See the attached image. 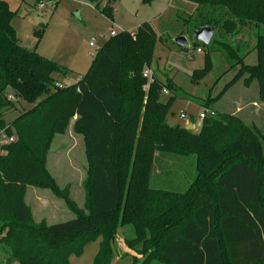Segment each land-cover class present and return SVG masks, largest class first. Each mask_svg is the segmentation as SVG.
Listing matches in <instances>:
<instances>
[{
	"label": "trees",
	"instance_id": "16d2710c",
	"mask_svg": "<svg viewBox=\"0 0 264 264\" xmlns=\"http://www.w3.org/2000/svg\"><path fill=\"white\" fill-rule=\"evenodd\" d=\"M92 1L113 18L118 0H107L102 9L100 1ZM188 1L197 8L187 20L191 33L205 25L218 33L208 45L195 42L211 50L191 81L211 71L214 51L225 55L230 70L238 66L204 106L218 102L241 79L245 85L258 82L264 103V33L255 34L253 65L244 62L243 43H231L243 28L264 25V0ZM18 11L0 0V131L16 137L0 154V246L6 247V264H69L71 255L81 256L98 238L94 264H111L118 228L127 225L135 236L126 242L141 244L144 264H264V134L259 128L220 111L206 114L197 133L170 125L167 116L180 87L172 79L144 76L158 37L148 22L134 34L110 36L85 74L59 88L57 76L72 70L19 44L12 24ZM166 89L171 96L162 101ZM9 91L31 106L11 123L5 115L16 102ZM73 119L88 160L84 208L70 198L69 185L58 187L45 165L55 135L65 133ZM158 153L195 156L196 176L187 190L151 186ZM32 185L65 199L75 218L37 222L25 200Z\"/></svg>",
	"mask_w": 264,
	"mask_h": 264
},
{
	"label": "rangeland",
	"instance_id": "374dc122",
	"mask_svg": "<svg viewBox=\"0 0 264 264\" xmlns=\"http://www.w3.org/2000/svg\"><path fill=\"white\" fill-rule=\"evenodd\" d=\"M6 1L11 10L19 8V14L12 20L19 44L27 49L36 50L42 56L62 63L72 70L67 76H57V81L63 84L76 83L91 66L96 53V47L90 46L91 40L101 47L107 42L112 30L117 34L122 31L131 33L133 29L129 27L136 24L134 17L139 9L141 18H149L156 14L153 24L158 37L154 47V59L148 68L156 72L157 77L162 81L171 78L180 87L178 97L173 100L171 111L167 116L168 123L178 124L187 129V124L194 122L196 127L189 130L197 133L200 130L197 125L203 122L201 115L205 110L211 111L212 114L220 111L240 117L247 127L255 125L264 134V103L259 100V84L256 80L245 85L241 79L234 83L218 102L212 103L207 108L204 106L205 99L218 95L225 84L233 79L237 74L238 66L230 70V63L225 55L220 51H214L210 53L211 71L201 80L191 81L196 69H201L205 65L206 53L211 50L208 46L203 48L202 45H196L192 33L188 30L189 25L184 23V18L195 10V4L191 1L152 0L150 4H144L142 0L137 3L133 0H121L114 5L112 19L105 17L92 0H59L58 3L54 0ZM98 1L101 2L100 9H102L106 0ZM40 4L44 6L41 7ZM112 20L116 26L122 28V31L113 27ZM259 31L264 33V25L260 28H243L239 38L236 37L237 41L233 39L231 42L236 45L240 39L239 42L243 43L240 53L244 55L246 64L257 63L254 45L257 38L255 34ZM181 36L188 40L185 49L176 42V38ZM217 36L216 32L214 38ZM198 47L202 48L201 53L196 51ZM13 96V92L10 91L9 99L15 100L16 105L5 115L9 123L31 107L21 99H14ZM169 96L168 90L167 94H162L161 100L166 101ZM74 121L73 119L71 124ZM72 127L70 125L62 135H55L48 149L45 165L58 183V187L64 189L69 185L70 198L79 207L84 208L83 181L88 173V160L84 136L75 134ZM262 147L264 155V141ZM158 158L155 170L149 179L151 186L172 192L187 190L196 176L195 156L185 158L158 153ZM37 194L39 201L36 199ZM26 200L34 210L37 222L45 220L48 224H54L75 218L66 200L56 196L50 188L29 186ZM118 229L113 243L115 256L111 264H144L146 255L141 251V244L132 246L126 242L134 238V229L130 225ZM100 241L101 239L98 238L87 244L81 256L71 255L69 264H94ZM5 250L6 247L0 246V264L7 262L8 254ZM150 264L163 263L152 261Z\"/></svg>",
	"mask_w": 264,
	"mask_h": 264
},
{
	"label": "crops",
	"instance_id": "0c3cea01",
	"mask_svg": "<svg viewBox=\"0 0 264 264\" xmlns=\"http://www.w3.org/2000/svg\"><path fill=\"white\" fill-rule=\"evenodd\" d=\"M118 1H121V0H118ZM118 1H116V2H118ZM134 1V3H137V2H139L140 0H133ZM106 2H107V0H106ZM106 2H104V5L106 4ZM116 2H114L113 4H112V10H113V16H114V9H115V4H116ZM193 3V2H192ZM195 4V3H194ZM152 5V4H151ZM165 10V9H164ZM163 10V11H164ZM196 10H197V8H196V4H195V10H194V12H192V13H190V14H188L185 18H184V23L185 24H187V20H189V17L192 15V14H194L195 12H196ZM139 12H141V10L139 9V10H137L136 11V17H134L135 18V21H136V24H137V27H136V24L134 25V26H132V27H129V28H131V29H133V31H131V33L132 34H134L136 31H137V29H138V26L141 24V23H143V22H148V23H150V24H152V26L154 27V29H155V26H154V24H153V19L155 18V16H156V14H153V16L152 17H149V18H141V16L139 15ZM160 12H162V11H160ZM103 14V13H102ZM160 14V13H159ZM104 15V14H103ZM105 16V15H104ZM105 17H107V16H105ZM139 17V18H138ZM139 21H141V22H139ZM139 22V23H138ZM112 25H113V27H117L118 29H119V31H122V28L119 26H116L115 24H114V22H113V20H112ZM188 25V24H187ZM135 27H136V29H135ZM245 29H247V28H245ZM188 30H189V32L191 33V31H190V27L188 28ZM155 31H156V29H155ZM129 32V31H128ZM157 33V32H156ZM238 37V36H237ZM239 38V37H238ZM240 40V39H239ZM91 43V42H90ZM96 46H97V44H96ZM180 46V45H179ZM98 47V46H97ZM102 47V46H101ZM181 48H182V46H180ZM100 48V47H99ZM204 48V47H203ZM198 49H199V47L196 49V51L198 52ZM198 53H201V52H198ZM149 70H150V68H148ZM151 71V70H150ZM152 73H153V76L155 75V77L156 78H158L157 77V75H156V72H153L152 71ZM159 79V78H158ZM171 79V78H170ZM170 79H167L166 81H163V82H167L168 80H170ZM161 80V79H160ZM173 80V79H172ZM162 81V80H161ZM174 81V80H173ZM175 83V82H174ZM176 85V84H175ZM177 86V85H176ZM179 87V86H178ZM10 92V91H9ZM167 92H168V90L166 89V91H164L163 92V94L164 93H166L167 94ZM170 96H171V93H170ZM169 96V97H170ZM75 122V121H74ZM74 122L71 124L72 126H73V124H74ZM189 125H192V127L191 128H194V127H196V125H195V123L194 122H190V123H188L187 124V126H189ZM201 125H202V122L201 123H199L198 125H197V128H198V130L201 128ZM0 151L2 152V148H1V145H0ZM29 188V187H28ZM27 192H28V189H27ZM27 192H26V196H25V200H26V197H27ZM39 195L37 194V197H36V199H38V201L40 200L39 199V197H38ZM26 202H27V200H26ZM27 204L29 205V203L27 202ZM30 206V205H29ZM30 208H31V210H32V214L34 215V210L32 209V207L30 206ZM34 218H36V216L34 215Z\"/></svg>",
	"mask_w": 264,
	"mask_h": 264
},
{
	"label": "built area",
	"instance_id": "2783aa9c",
	"mask_svg": "<svg viewBox=\"0 0 264 264\" xmlns=\"http://www.w3.org/2000/svg\"><path fill=\"white\" fill-rule=\"evenodd\" d=\"M40 6L43 7L44 4H40ZM115 35H117V32L114 31V30H112V31L110 32V36H115ZM90 46H92V47H96V52H97V50L99 49V47L96 46V42H95L94 40H91ZM201 51H202V48H199V49H198V52H201ZM92 54H93V53H92ZM143 72H144V76H145V77H147V78H149L150 80H152V77H153V73H152V71H150L148 68H146V69H144ZM63 85H65V84H63V83H57V86H58L59 88L63 87ZM10 99H11V98H10ZM206 114H212V113H211V111L205 110V112H203L202 115H201L202 119L204 118V116H205ZM15 139H16V137H14V136H8V135L6 134L5 129L0 131V145H1V146H2V145H5V144H7V143H10V142H14ZM0 154H2L1 151H0Z\"/></svg>",
	"mask_w": 264,
	"mask_h": 264
},
{
	"label": "water",
	"instance_id": "95a60500",
	"mask_svg": "<svg viewBox=\"0 0 264 264\" xmlns=\"http://www.w3.org/2000/svg\"><path fill=\"white\" fill-rule=\"evenodd\" d=\"M201 32H206V33L209 34V35L206 36L205 40H201L199 38V34ZM214 32H215L214 28L205 25V26H200V28L196 29L193 32L192 36H193V39H195L196 42H202L205 45H208V44H210V42L212 40ZM176 42L178 43V45H180L182 47H185L186 45H188V40L186 38L182 37V36L181 37H177L176 38ZM191 127H192V125L187 126L188 129H190Z\"/></svg>",
	"mask_w": 264,
	"mask_h": 264
},
{
	"label": "clouds",
	"instance_id": "9594fccd",
	"mask_svg": "<svg viewBox=\"0 0 264 264\" xmlns=\"http://www.w3.org/2000/svg\"><path fill=\"white\" fill-rule=\"evenodd\" d=\"M207 35H209V34L206 33V32H201V33L199 34V38H200L201 40H205V38H206Z\"/></svg>",
	"mask_w": 264,
	"mask_h": 264
}]
</instances>
